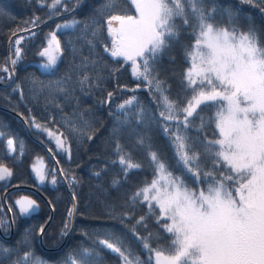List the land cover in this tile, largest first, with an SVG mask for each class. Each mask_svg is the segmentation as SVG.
<instances>
[{
	"label": "snow or ice",
	"instance_id": "obj_1",
	"mask_svg": "<svg viewBox=\"0 0 264 264\" xmlns=\"http://www.w3.org/2000/svg\"><path fill=\"white\" fill-rule=\"evenodd\" d=\"M239 3L256 8L264 20V0ZM37 5L53 11L41 18ZM213 13L203 0H125L123 8L116 0H34L30 15L13 21L16 28L5 34L8 53L0 62V83L10 84L22 100L26 87L33 99L45 98L43 123L31 108L21 119L53 145L46 150L56 164L59 155L70 167L46 173L34 164L31 170L37 183L66 184L73 203L57 229L59 255L45 260L36 256L34 245L51 239L47 229L53 216L21 228L19 218L39 204L28 195L16 197L7 208L12 216L0 215V264H105L103 249L115 254L117 264H264V25L249 21L241 30L230 20V27L221 26ZM71 25L79 32L62 37L58 30ZM43 28L48 31L40 35ZM182 33L187 42H181ZM33 41H39L40 67L53 69L48 79L21 67ZM177 46L187 65L179 73L175 55H168V67L163 66L165 54ZM58 60L66 64L64 71ZM122 72H130V84L120 82ZM177 75L179 90L173 94ZM141 90L147 104L138 95ZM89 97L92 103L85 105L83 98ZM68 106L72 120L64 116ZM98 109L106 110L112 127L92 178L100 181L118 164L122 176L112 186L122 181L126 187L100 201L103 210L93 217L100 225L93 230L97 239L85 246L83 238L93 233L71 222L81 214L74 189L83 182L71 165L74 147L79 150L82 141L92 142L99 132ZM155 129L167 138L172 160L152 147ZM126 135L146 146L151 179L129 183V170L144 166L126 153ZM14 144L9 135V153ZM15 175L14 165L0 162L5 192ZM96 189L108 192L102 184ZM48 204L54 213L55 206ZM73 229L81 241L59 249L66 237L72 239ZM126 237L136 241L143 259Z\"/></svg>",
	"mask_w": 264,
	"mask_h": 264
},
{
	"label": "trees",
	"instance_id": "obj_2",
	"mask_svg": "<svg viewBox=\"0 0 264 264\" xmlns=\"http://www.w3.org/2000/svg\"><path fill=\"white\" fill-rule=\"evenodd\" d=\"M34 0H0V62H3L5 56H7V38L6 33L10 35L9 28L15 29L16 23L21 21L23 18L30 15L32 11ZM47 3H51V0H46ZM199 2V0H198ZM91 4L92 0H88ZM116 3L120 5L121 8L124 7L125 0H116ZM203 4L206 8H214V19L221 26H231L229 21H234L241 30L247 27L249 21H254L258 26L264 25V20L258 14V10L249 5H244L239 3V0H203ZM37 14L41 18H45L52 12V9L47 7L36 6ZM134 11V10H133ZM67 19H72V17H66ZM78 18V17H77ZM55 19V18H54ZM62 22V21H60ZM54 25H49L52 27ZM48 31V28H43L40 35L43 32ZM61 33L62 37L69 34H77L79 30L75 25L58 31ZM106 36L105 33L100 35L103 39ZM181 42H187L188 37L182 33ZM39 41L30 42L27 48V59L24 61V65L27 66L28 70L35 73V75L41 79H48V73H51L53 69L49 71H42L39 69L37 62L40 58L35 56L36 51H38L37 44ZM81 42L77 41V47H80ZM87 45L83 48V53L88 54ZM175 55L177 58V63L175 65L177 73L182 67L187 65L183 63L184 57L182 56V49L177 46L171 50L170 53L165 54L163 60V66L168 67V55ZM119 59V58H117ZM109 63H114L111 58H108ZM60 64V71H64L66 64ZM54 78V77H53ZM120 82L125 84H130L132 77L130 72H122L120 74ZM173 94L179 90V76L172 81ZM108 90H111V84H105ZM79 95V93H77ZM140 99L144 101L145 104L148 103L147 93L141 90L138 93ZM97 100L100 98V93H96ZM122 98H126V94H121ZM84 104L88 105L92 103L91 98H83ZM119 102V101H118ZM45 103L44 97H39L38 99H33L32 94L28 91L27 87L24 89V99L20 98L19 92L12 91L10 84L0 83V162L6 163L9 166L15 167V178L11 179L8 186L7 192L4 191V181H0V205H3V209L0 210V215H6L8 217L12 216V213L7 212V208L10 204H14V199L20 195H28L36 199L39 204L38 211L32 213L29 216H22L19 218L20 227H24L30 224H36L43 222V219L48 215H52L53 219L51 226L48 227V231L53 233L51 239H48L44 244L37 243L34 245L36 250V256L41 259H50L53 253L59 255L57 251V246H54V241L56 240V233L59 227L63 226V217L67 213V208L72 206L71 192L64 183H58L53 185L48 183L47 185L40 186L34 181L32 174V164L34 159L41 158L45 161L47 167V173L50 172L52 168H69L70 165L65 161L63 156H57L60 163L56 164L53 160L52 155L46 150L48 147H53L52 144L47 142L45 136H43L38 130L29 129L24 121L21 119V115L27 116L28 110L31 108L33 114L37 116L38 121L43 123L42 116V106ZM96 116L100 118L101 123H96L95 127L99 128V132L92 142L86 140L82 141L79 150L75 147L73 149V164L71 167L75 169V174L82 178V184L78 185L74 191L77 192L79 197L78 205L81 209V214L75 215L72 219V223L76 225V229H87L89 233H93V230L100 227L99 224L95 222L93 217H96L103 210L100 201L106 199L116 194L117 190H123L126 187L121 181L116 186H112V180H120L122 173L120 172L119 165L110 166L106 175H104L100 181L92 178V172L99 170L100 164L104 159V148L105 144L109 139V129L112 127L111 118L107 116L106 110L98 109L95 113ZM202 115L205 117V126L210 127L207 124L208 110H205ZM64 116L68 120H72V108L71 106L65 107ZM63 122V121H62ZM200 123V117L198 116L196 121L193 122L194 129L193 135H197L195 131V125ZM11 135L14 140V153H9L6 145V139ZM213 138V137H209ZM44 141V143H41ZM126 145L125 151L130 152L131 159L133 163H141L144 167L142 169H130L129 170V183L133 184L140 181L143 177L147 176L151 179V174L149 172V158L146 154V146L137 143V138L135 136L126 135L122 142ZM152 147L162 155H165L172 160L173 153L169 147V143L166 137L160 132L159 129H155L152 133ZM78 165V167H76ZM50 179V175L48 176ZM19 184V187H12L13 185ZM102 184L103 187L108 189L107 193H101L97 191L96 185ZM202 186V185H201ZM8 197V203H4V197ZM51 201L55 206V212L52 213L48 202ZM85 202H87V207H85ZM14 211L18 213V210ZM103 220V217H101ZM73 229L71 236L72 239L69 240L67 237L65 241H62L59 245V249H64L68 244H74L81 241L79 231ZM2 235V233H0ZM85 246L91 244L97 237L93 233L92 235H86L84 238ZM127 242L132 249L136 250V255H140L143 259L144 256L140 254L137 243L131 237H126ZM136 255L130 257L135 261ZM102 256L105 264H117V259L115 254H112L109 250L103 249Z\"/></svg>",
	"mask_w": 264,
	"mask_h": 264
},
{
	"label": "rangeland",
	"instance_id": "obj_3",
	"mask_svg": "<svg viewBox=\"0 0 264 264\" xmlns=\"http://www.w3.org/2000/svg\"><path fill=\"white\" fill-rule=\"evenodd\" d=\"M53 11V10H52ZM61 30H63V29H59L58 31H61ZM58 63H59V60H58ZM37 65H38V67H39V69L40 70H42L43 72L44 71H49L50 69H44V68H41L40 67V60L37 62ZM37 165V166H43V169H44V171L47 173V167H46V163H45V161L43 160V159H41V158H38V159H34V162H33V164L32 165ZM32 174H33V177H34V179H35V175H34V173L32 172ZM35 181V180H34ZM38 185H40V186H43V185H47L48 184V182L46 181L45 183H43V184H40V183H37ZM38 209H39V207L38 208H34V209H32L31 211H30V213L28 214V215H26V216H29V215H31L32 213H34V212H36V211H38ZM18 210V209H17ZM25 216V217H26Z\"/></svg>",
	"mask_w": 264,
	"mask_h": 264
}]
</instances>
